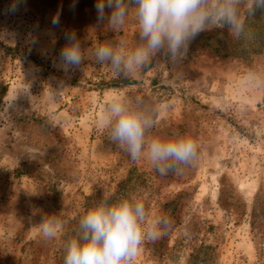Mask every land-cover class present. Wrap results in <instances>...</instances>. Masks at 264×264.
I'll use <instances>...</instances> for the list:
<instances>
[{
    "label": "rangeland",
    "instance_id": "rangeland-1",
    "mask_svg": "<svg viewBox=\"0 0 264 264\" xmlns=\"http://www.w3.org/2000/svg\"><path fill=\"white\" fill-rule=\"evenodd\" d=\"M96 2L0 0V264H58L66 223L111 195L123 199L122 189L171 223L134 264H264V48L248 63L217 56L212 48L235 37L217 28L179 60L158 56L127 78L91 59L65 72L67 34L89 52L139 42L134 7L114 33L98 23ZM114 96L154 108L155 136L190 135L196 161L165 176L132 161L100 119ZM49 215L63 228L46 240Z\"/></svg>",
    "mask_w": 264,
    "mask_h": 264
},
{
    "label": "clouds",
    "instance_id": "clouds-1",
    "mask_svg": "<svg viewBox=\"0 0 264 264\" xmlns=\"http://www.w3.org/2000/svg\"><path fill=\"white\" fill-rule=\"evenodd\" d=\"M133 7L139 25V42L134 48L120 40L101 43L89 52L70 33L59 56L62 70L68 72L91 59L107 66L116 77L127 78L158 56L179 60L192 41L210 29L244 37L246 21L241 9L255 16L264 12V0H97L98 23L107 21V27L116 33ZM58 23L54 17L53 24ZM100 119L113 144L132 161L147 159L161 176L180 173L198 158V144L190 135L162 138L153 134L156 110L142 98L114 96L103 106ZM170 226L167 217H149L143 198L102 199L80 218L76 235L66 245L64 264H134L145 241H155ZM62 228L63 222L53 215L40 223L46 240L56 237Z\"/></svg>",
    "mask_w": 264,
    "mask_h": 264
},
{
    "label": "trees",
    "instance_id": "trees-1",
    "mask_svg": "<svg viewBox=\"0 0 264 264\" xmlns=\"http://www.w3.org/2000/svg\"><path fill=\"white\" fill-rule=\"evenodd\" d=\"M247 10L245 11V36L241 38L234 37L232 39L225 38L223 44L221 46L213 47L212 51L215 55L221 57H227L229 55L239 58L246 63L250 61V57L252 55H257L263 48H264V12H257L255 16L246 15ZM6 54H17L18 50L16 48H9V47H2ZM22 56V55H20ZM32 62L38 64V60L35 57H28ZM110 86H116V84L112 83ZM118 196L126 197L124 195V190L120 193H117ZM117 195L109 196L106 199L109 202H116ZM90 203H97L98 198L95 196L92 198H87ZM92 205H88L84 208L85 211H89ZM81 218V217H80ZM77 220H69L66 223L64 228V232L61 236V243L62 248L59 253V261L58 264H64V255H65V248L68 242L76 235V231L78 228Z\"/></svg>",
    "mask_w": 264,
    "mask_h": 264
}]
</instances>
